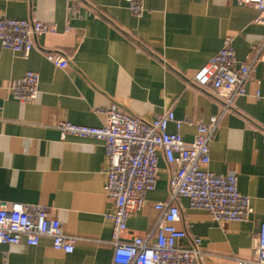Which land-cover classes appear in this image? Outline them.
Instances as JSON below:
<instances>
[{"label":"crops","instance_id":"1","mask_svg":"<svg viewBox=\"0 0 264 264\" xmlns=\"http://www.w3.org/2000/svg\"><path fill=\"white\" fill-rule=\"evenodd\" d=\"M0 0V18L48 23L53 32L38 35L28 55L0 44V201L43 205L76 239L73 252L55 251L48 239L35 247H0V264H114L112 223L104 191L105 153L101 141L68 135L58 123L101 127L99 112L117 104L134 117L150 120L172 110L181 121L179 134L191 143L196 125L221 116L209 146L208 170L234 173L237 190L249 197L248 221L220 225L204 211L179 199L180 243L200 240L202 264H236L248 259L252 235L264 223V47L246 94L223 113L224 98L188 81L226 41L237 61L252 54L264 39V27L253 23L258 11L238 0ZM71 9V11H70ZM45 53L68 58L67 69L55 67ZM39 77L31 103L15 99L8 87L26 72ZM167 131L176 133L174 122ZM162 155L155 189L143 208L127 221L123 241H155L159 212L168 199V173Z\"/></svg>","mask_w":264,"mask_h":264},{"label":"built area","instance_id":"2","mask_svg":"<svg viewBox=\"0 0 264 264\" xmlns=\"http://www.w3.org/2000/svg\"><path fill=\"white\" fill-rule=\"evenodd\" d=\"M252 4L258 11L253 23L264 27V0H238ZM129 9L141 15V5L128 0ZM71 11V9H70ZM53 28L40 21L0 18L1 47L23 56L28 55L35 38ZM261 43L252 46L253 54L244 62L236 59L230 41L213 55L188 81L190 85L208 89L214 98H224L225 108L231 109L236 97L246 94L245 83L263 60ZM55 67L67 69L68 58L59 53H45ZM39 77L26 72L9 83L12 96L22 103H31L37 97ZM104 116L101 127L75 125L62 121L57 128L61 138L68 135L101 141L106 167L103 184L110 210L104 218L112 223L110 244L114 264H202L200 240L193 238L190 247L180 245L186 231L177 225L181 221L179 199L185 198L191 210L206 212L211 220L225 225L248 221L252 214L249 197L237 190L234 173L215 175L208 170L209 146L221 116H212L207 123L196 125V135L191 143H184L172 110L152 119L132 116L117 104L99 111ZM174 122L177 132L169 133L168 124ZM264 140V130L262 131ZM162 155L173 168L168 173V199L154 205L159 218L154 225L155 241L134 237L123 241L128 219L145 205V195L155 189L158 160ZM41 239H48L55 251L73 252L76 239L64 233L61 223L43 205L0 201V247L19 245L35 247ZM253 247L248 259L236 264H264V223L252 235Z\"/></svg>","mask_w":264,"mask_h":264}]
</instances>
